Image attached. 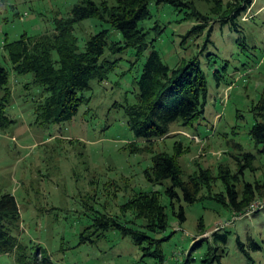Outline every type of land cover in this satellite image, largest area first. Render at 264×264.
<instances>
[{
    "label": "rangeland",
    "instance_id": "1",
    "mask_svg": "<svg viewBox=\"0 0 264 264\" xmlns=\"http://www.w3.org/2000/svg\"><path fill=\"white\" fill-rule=\"evenodd\" d=\"M190 1L200 12L209 13L210 3ZM76 2L0 0V63L7 69L10 91L3 113L11 121L0 118V194L10 193L16 199L19 223L14 231L19 242L30 250L40 246L53 264H154L141 258L138 247L116 230L80 241L83 233L93 232L90 225L97 213L118 216L120 205L133 194L154 191L166 213V227L158 234L166 238L161 246L163 264H179L195 241L215 230L228 232L221 264H264V190L243 213L234 215L206 197L205 189L191 204L181 197L171 203L163 193L168 181L154 183L145 176L152 154H173L178 142L183 178L198 167L214 177L219 165L234 173V156L251 153L252 171H244L241 181L264 180V144H255L249 136L255 122L252 106L264 93V0H255L238 18V31L210 21L211 42H206L205 31L182 42V35L195 23L182 19L189 9L153 0L148 5L150 17L140 23L147 31L146 50L136 55L133 48H126L107 55L117 61L116 67L105 80L90 81L88 101L75 116L64 123L40 124L34 106L44 92L30 73L11 70L3 42L23 33L50 32L53 19L66 17ZM99 26L94 19L74 26L80 47ZM109 39L117 41L119 36L113 32ZM151 48L169 67L197 57L207 81V104L202 119L191 126L171 124L167 136L149 144L129 130L122 106L134 102L135 81ZM133 146L141 150L132 151ZM220 182L215 178L211 193L222 190ZM236 188L240 190L241 182ZM180 208L183 220L178 217ZM131 216L126 213L121 220ZM199 224L205 232L200 233ZM237 238L248 256L239 250ZM247 238L260 249L253 250ZM205 250L203 242L190 253L199 259ZM0 264H16L14 253L0 254Z\"/></svg>",
    "mask_w": 264,
    "mask_h": 264
},
{
    "label": "trees",
    "instance_id": "2",
    "mask_svg": "<svg viewBox=\"0 0 264 264\" xmlns=\"http://www.w3.org/2000/svg\"><path fill=\"white\" fill-rule=\"evenodd\" d=\"M152 1L112 0L109 3L107 0H78L66 17L53 19L50 32L32 36L23 33L13 41L3 42L11 70L16 74L30 73L32 82L45 93L34 106L37 122L59 124L71 120L80 105L88 101L85 93L90 89V81L105 80L116 67L117 61L109 60L107 55L120 53L126 48H133L136 55L146 50L147 31L140 23L150 17L148 5ZM201 1L211 4L209 13L200 12L190 0H155L157 3L167 2L173 7L189 9L182 19L192 18L195 23L182 35V42L199 37L204 31L206 42H211L209 37L213 29L210 21L238 31V18L248 11L253 0ZM85 19H94L100 26L86 37L80 47L74 36V26ZM113 32L119 36V40L109 39ZM7 79V69L0 63V118L5 123L11 122L3 113V107L10 100ZM206 104L207 81L198 58L192 57L169 67L162 62L158 52L151 48L135 81L134 102L125 103L122 108L126 124L134 137L150 144L167 136L171 124L191 126L202 119ZM252 112L255 122L249 129V136L255 144H264V93L252 106ZM236 147L239 149L238 145ZM140 150L136 146L132 147V151ZM179 154L181 148L178 142L173 145V154L154 152L151 165L145 171L146 179L150 182L168 181L163 193L171 203L173 199L179 200L181 197L185 203L191 204L205 189L206 197L238 215L253 204L256 196L264 190V180L261 183L241 181L244 171H252L251 164L255 156L251 153L240 154V158L234 156L237 164L234 173L219 165L217 176L214 177L208 169L198 167L186 178H183L177 161ZM215 178L220 179L222 190L211 193ZM239 182L241 188L238 191L236 186ZM158 196L154 191H139L120 205V215L97 213L90 225L93 232L83 233L80 241H92L91 235L99 238L108 230H116L138 247L141 258H150L154 264H163L161 246L166 238L158 234L166 227V213ZM126 213H131L132 218L121 220ZM178 217L184 219L182 208L179 209ZM18 223L19 208L15 197L10 193L0 194V254L14 253L16 264H53L40 246L30 250L19 242L14 231ZM198 228L200 233L205 232L202 224ZM227 238L226 230L213 231L209 237L195 241L179 264H221ZM247 240L253 250L260 249L250 238ZM203 242L206 243V250L196 259L190 252L201 247ZM236 242L239 250L247 255L243 243L238 238Z\"/></svg>",
    "mask_w": 264,
    "mask_h": 264
},
{
    "label": "crops",
    "instance_id": "3",
    "mask_svg": "<svg viewBox=\"0 0 264 264\" xmlns=\"http://www.w3.org/2000/svg\"><path fill=\"white\" fill-rule=\"evenodd\" d=\"M254 1H255V0H253V1H252V4H253V2H254ZM252 4H251V6H252ZM251 6H250V7H251ZM250 7H249V9H248V10H250Z\"/></svg>",
    "mask_w": 264,
    "mask_h": 264
}]
</instances>
